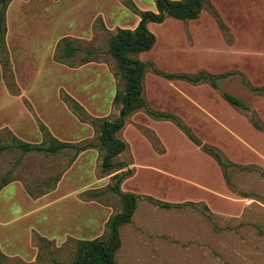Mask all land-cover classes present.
I'll return each instance as SVG.
<instances>
[{"label":"rangeland","instance_id":"rangeland-1","mask_svg":"<svg viewBox=\"0 0 264 264\" xmlns=\"http://www.w3.org/2000/svg\"><path fill=\"white\" fill-rule=\"evenodd\" d=\"M209 1L215 12L205 7L193 20L148 23L156 41L139 57L168 73L232 74L215 89L149 69L144 96L148 109L177 117L202 144L255 170L230 168L227 184L216 161L172 119L133 112L118 132L127 143L123 170L130 169L120 189L139 197L131 222L120 228L116 264H264V131L251 123L254 116L264 124V93L242 81L264 84V0ZM131 3L156 10L155 0L9 1L0 54L5 142L15 136L42 143L43 126L80 145L96 138L91 119L117 116L120 79L108 40L117 28L137 26ZM63 37L78 47L66 63L57 59ZM221 91L240 97L249 110L227 103ZM73 152H29L15 168L16 179L0 190V264H65L76 240L106 232L108 218L120 209L115 179L101 174L97 149L70 162ZM12 160L0 154V176ZM147 196L192 203L167 209Z\"/></svg>","mask_w":264,"mask_h":264},{"label":"trees","instance_id":"trees-1","mask_svg":"<svg viewBox=\"0 0 264 264\" xmlns=\"http://www.w3.org/2000/svg\"><path fill=\"white\" fill-rule=\"evenodd\" d=\"M9 1L0 0V54H4L5 17ZM155 4L156 10H139L135 4L131 3L129 7L140 16L137 26L135 28H117L109 37L108 53L115 63L116 75L120 79L115 90L114 101L119 103L120 107L117 116L113 119H91V124L97 134L94 140L80 145L61 141L47 132L43 126L44 140L42 143L24 141L15 136L11 137V142H5L0 136V154L7 153L13 156L11 166L0 176V190L16 179L15 168L23 163L24 156L31 151H43L47 154L56 155L66 148H71L74 150L70 157V162H72L80 152L95 148L101 154V174H112L111 177L115 179L112 189L118 195L119 211L108 218L106 232L103 235L91 239L76 240L72 257L65 264H116V252L122 245L120 228L131 222L139 197L134 192L120 189V183L130 173V169L123 170L127 167V163L120 159V154L125 151L127 143L118 136V132L125 125L128 116L137 110L146 109L155 118L172 119L194 144L216 161L222 169L227 184H231L230 168L255 170L252 166L230 162L222 156L216 147L202 144L177 117L148 109L144 96V77L149 69L167 79H183L194 84L208 82L215 89H220L219 80L221 78L232 74L231 72L212 74L206 71H199L194 74L168 73L156 68L152 61L142 60L139 55L152 49L156 41L154 33L148 28V23H162L167 17L181 21L193 20L198 18L205 7L215 12L209 0H155ZM77 51L78 47L73 45L71 39L63 37L59 44L60 55L57 59L66 63V59L73 57ZM89 53L91 52L89 51ZM87 61V58H83V62ZM242 81L251 91L264 93V84L257 87L251 86L245 77ZM221 94L223 99L233 107L249 110V106L237 95L228 91H221ZM73 108L79 109L76 102H73ZM251 123L256 129L264 131V124L254 116ZM51 180L55 183L59 180V175L53 176ZM26 191L33 195L31 188L27 185ZM147 198L151 203L167 209L182 208L186 204L192 203L161 201L152 196H147ZM204 208L205 210L208 209L206 206Z\"/></svg>","mask_w":264,"mask_h":264}]
</instances>
